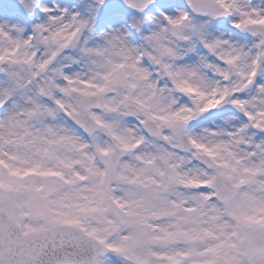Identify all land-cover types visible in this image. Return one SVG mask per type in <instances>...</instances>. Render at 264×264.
Wrapping results in <instances>:
<instances>
[{
  "label": "snow or ice",
  "instance_id": "1",
  "mask_svg": "<svg viewBox=\"0 0 264 264\" xmlns=\"http://www.w3.org/2000/svg\"><path fill=\"white\" fill-rule=\"evenodd\" d=\"M0 264H264V0H0Z\"/></svg>",
  "mask_w": 264,
  "mask_h": 264
}]
</instances>
